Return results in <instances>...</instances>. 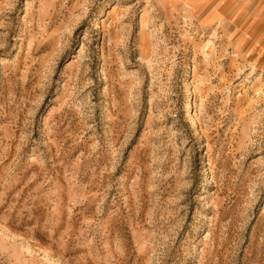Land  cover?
Wrapping results in <instances>:
<instances>
[{"label":"rangeland","instance_id":"374dc122","mask_svg":"<svg viewBox=\"0 0 264 264\" xmlns=\"http://www.w3.org/2000/svg\"><path fill=\"white\" fill-rule=\"evenodd\" d=\"M0 264H264V0H0Z\"/></svg>","mask_w":264,"mask_h":264}]
</instances>
